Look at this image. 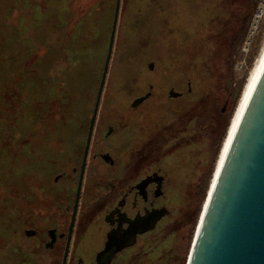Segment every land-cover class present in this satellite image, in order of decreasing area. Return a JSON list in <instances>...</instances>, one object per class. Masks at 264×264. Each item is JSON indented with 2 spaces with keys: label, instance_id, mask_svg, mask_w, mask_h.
<instances>
[{
  "label": "flooded vegetation",
  "instance_id": "flooded-vegetation-1",
  "mask_svg": "<svg viewBox=\"0 0 264 264\" xmlns=\"http://www.w3.org/2000/svg\"><path fill=\"white\" fill-rule=\"evenodd\" d=\"M256 2L190 0L187 8L178 4L180 21L183 16L201 23L217 22L221 27L217 33H206L223 54L224 69L216 68L219 77H204L203 83L190 77H166L169 68L164 60L159 78L130 80L116 88L110 104L103 108L100 103L110 84L108 71L118 36L125 34L120 30L124 9L120 0L113 49L84 163L105 53L92 81L90 106L79 134L65 136L64 132L56 141L61 156L39 162L32 148L23 150L27 140L19 142L22 158L35 167L38 179L33 186L21 185L20 191L29 194V199L23 203L21 195L17 196L10 222L28 242L14 246L0 264H185L243 87L249 48L238 55L242 63L237 73L228 59L241 48ZM150 3L145 1L140 9L135 0H129L130 21L140 11L150 13L154 5ZM140 41L134 39L135 44ZM154 61L148 57V70L154 71Z\"/></svg>",
  "mask_w": 264,
  "mask_h": 264
},
{
  "label": "trees",
  "instance_id": "trees-1",
  "mask_svg": "<svg viewBox=\"0 0 264 264\" xmlns=\"http://www.w3.org/2000/svg\"><path fill=\"white\" fill-rule=\"evenodd\" d=\"M128 1L124 0L120 21L124 33H128L126 29L143 33L139 26L141 17L157 18L166 5L161 0H135L140 9L145 1L154 5L150 6V13L140 11L130 21ZM166 1L174 5L175 12L176 28L171 39L175 38L182 49L188 36L197 35L201 43H210L212 38L207 34L211 39L205 38L203 33L220 30L217 22L201 23L183 16L180 21L178 4L187 8L190 0ZM113 3L114 0H0V146L19 149L20 140L26 139L23 150L32 148L40 162L61 156L62 149L56 141L64 132L65 136L79 134L90 106L92 81L98 76L93 77L94 65L99 61L97 54L102 53L103 57L105 53ZM153 22L151 28L158 26L155 18ZM263 29L264 21L249 47L245 74L257 53ZM190 44L198 46L196 39ZM134 50L135 55L130 57L138 61L136 54L140 53ZM166 53L170 58L160 59L167 62L170 71L175 64L181 65L177 59L185 62L184 68L192 60L184 59L181 52ZM209 62L210 58L206 64ZM97 68L100 70V66ZM204 75L207 77V73ZM48 135L55 138L54 143L47 140Z\"/></svg>",
  "mask_w": 264,
  "mask_h": 264
},
{
  "label": "water",
  "instance_id": "water-1",
  "mask_svg": "<svg viewBox=\"0 0 264 264\" xmlns=\"http://www.w3.org/2000/svg\"><path fill=\"white\" fill-rule=\"evenodd\" d=\"M119 8L120 0H114L83 163L108 71ZM213 175L185 264H264V55Z\"/></svg>",
  "mask_w": 264,
  "mask_h": 264
},
{
  "label": "rangeland",
  "instance_id": "rangeland-1",
  "mask_svg": "<svg viewBox=\"0 0 264 264\" xmlns=\"http://www.w3.org/2000/svg\"><path fill=\"white\" fill-rule=\"evenodd\" d=\"M161 1L166 3L163 14L159 13L157 18V15H154L152 19H150L148 15H143L141 17L139 26L143 27L144 34L141 32L125 33V35L122 32L119 34L117 47L112 57L113 61L108 71L110 84L107 88V91L105 92V95L102 97L100 107L104 108L107 104H110V100L112 98V95L116 92V88L119 89L121 86L125 85V83H128L132 79L142 81L143 78H148L149 80L159 78V72L164 66V60L160 59V56H165L167 60L168 58H170V56L166 52H173L176 55L181 52L184 56V59H189V61L192 59L190 64L188 63L186 68H184L185 62L183 60L177 59V61L180 62L181 65L175 64V67L173 68L175 70L173 71L172 69L171 71L173 72H171L169 69L166 77L189 76L190 78L200 80L204 79V77L206 76L204 75L205 73H207L206 78H214L215 76L219 77V73L216 74V68L223 67L224 69V64L221 63L222 53L217 50V44H215V41L210 37L205 36L206 33H203V36L205 38L211 39L210 43H201V40H198L197 35H194L193 37L186 36L187 38L183 43V49L179 44L175 42V38L171 39V36L173 35L172 33H175L174 30L176 28L174 25V5L167 3L166 0ZM256 1V5L252 10L250 18L248 19L246 30V32L252 30V34L249 38H247V35L245 33V36L240 43L241 48L235 52V56L232 55L231 58L229 57L228 59V61L230 60L229 62L232 63L231 66L235 73H237L240 64L242 63L238 60V55L241 51H243L244 53L247 52V49L250 47L252 42H254V36L259 26L264 21V0ZM156 9H158V7H156ZM154 18L156 19V23L158 26L151 28V22L152 24H154ZM147 34H150L151 36H148ZM157 34H163L164 37L160 39L159 35ZM165 36H168L169 38L164 39ZM147 38V43H143V40H147ZM134 39H140L143 42L140 41L138 44H135ZM193 39H196L198 43V46L195 48L190 44ZM263 39L264 29L261 35L257 53L259 52ZM130 43H134L135 46H132ZM134 48H136L137 52L140 53V55L138 56L136 54V58L138 57V61L133 57H130L135 55ZM149 48H152V50ZM257 53L253 57L252 63L247 69V73L244 75L245 80L250 68L253 65ZM97 56V59L99 61H97L94 65L96 67L93 70V77H96L98 75L99 69L97 68V66L101 65L100 60L102 57V53L99 55L97 54ZM145 56H148L150 58L152 57L153 61L155 60L154 71L147 69L146 63L148 57ZM208 58H210V65L206 64L208 62ZM198 82L203 83L204 81L200 80ZM47 140L51 141V137L49 135ZM10 146H0V260H2L14 246H18L23 244L24 242H28L23 238L19 228L17 230L14 229V225H12L10 222L15 216V204L17 196L21 195L20 199L23 203H25L29 199V194H25L24 192L22 193L20 191L21 185L28 182L31 184L29 186H33L32 182L38 179V173H36L35 167L33 165H29L27 161L22 158L24 155L21 154L20 149H16L13 145Z\"/></svg>",
  "mask_w": 264,
  "mask_h": 264
},
{
  "label": "bare ground",
  "instance_id": "bare-ground-1",
  "mask_svg": "<svg viewBox=\"0 0 264 264\" xmlns=\"http://www.w3.org/2000/svg\"><path fill=\"white\" fill-rule=\"evenodd\" d=\"M263 55H264V39H263L262 44L260 46L259 52L257 53V56H256V58H255V60L253 62V65L250 68L249 73H248V75L246 77V80L244 82V85L242 87V90H241V93L239 95L238 101L236 103V106L234 108L233 114L231 116L230 124H228L229 127H228V131H227L226 137H224L225 138L224 142H223L222 146L220 147L221 149H220V152H219V155H218L219 156V160H220L221 156L223 155V152H224L225 146L227 145V142H228L232 127H233L234 122L236 120V117H237V115L239 113V110H240V108L242 106V103H243V101L245 99V96H246V94L248 92V89H249V87H250V85L252 83V80H253V78L255 76V73H256V71H257V69L259 67V64H260V62L262 60ZM212 176H214V175H212ZM212 179H213V177H212ZM212 179H211V181H212ZM211 181H210V184H211Z\"/></svg>",
  "mask_w": 264,
  "mask_h": 264
},
{
  "label": "built area",
  "instance_id": "built-area-1",
  "mask_svg": "<svg viewBox=\"0 0 264 264\" xmlns=\"http://www.w3.org/2000/svg\"><path fill=\"white\" fill-rule=\"evenodd\" d=\"M256 18H257V16H256ZM255 27H256V25H255ZM251 34H252V30H251V31H248V32H246L247 38H249V37L251 36Z\"/></svg>",
  "mask_w": 264,
  "mask_h": 264
}]
</instances>
